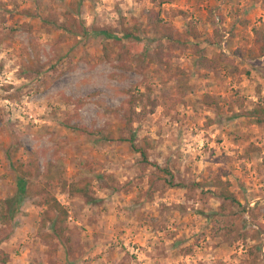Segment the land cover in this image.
Here are the masks:
<instances>
[{
    "label": "rangeland",
    "instance_id": "rangeland-1",
    "mask_svg": "<svg viewBox=\"0 0 264 264\" xmlns=\"http://www.w3.org/2000/svg\"><path fill=\"white\" fill-rule=\"evenodd\" d=\"M168 1L0 0V199L14 196L13 163L36 159L68 212L65 235L52 236L38 199L23 196L0 243L4 264H264V122L246 114L264 106L252 32L264 31V0ZM68 11L86 36L57 26ZM150 12L198 36L150 63L143 55L160 37ZM136 23L131 38L113 32ZM197 50L230 62L199 68ZM129 95L131 132L151 165L128 142L102 138L128 135ZM218 178L242 217L221 209ZM83 179L89 196L70 194L65 184Z\"/></svg>",
    "mask_w": 264,
    "mask_h": 264
},
{
    "label": "trees",
    "instance_id": "trees-1",
    "mask_svg": "<svg viewBox=\"0 0 264 264\" xmlns=\"http://www.w3.org/2000/svg\"><path fill=\"white\" fill-rule=\"evenodd\" d=\"M161 2L169 3L168 0H161ZM159 13L150 12V21H152L153 26H156L157 31L160 34L159 40L156 41L155 51L150 53H144L143 57L150 63H163L165 56V48L179 49L184 43L189 41V38H196L197 34H192L193 30L190 32H178L177 30L167 27V25H162L158 18ZM55 23L56 20H55ZM58 27L64 29L66 32L76 36L84 37L87 35L88 31L83 20L77 19L72 15L70 11L65 12L63 15V21L57 25ZM139 30V26L133 25L132 30L125 28H116L113 30L114 33H122L124 37L131 38ZM254 35L253 46L255 47L259 57H264V31L261 28L252 29ZM102 34L110 35V32L106 30H101ZM192 35V36H191ZM223 36L220 35V39ZM200 52V51H199ZM198 50V66L199 68H216L221 64L230 62L229 58L225 56L224 53H218L213 55L211 59L207 57H201ZM234 55L242 56L241 51H234ZM127 107H123L124 117L123 122L125 124V129L128 132L126 136H119L115 138L113 135L108 134L102 137L107 142H128L131 150L140 154L141 157V167L146 165H151L148 161L147 156V143L145 145H139L135 141V135L131 132V123L134 115V104L136 99L134 96L129 95L128 99L124 101ZM204 104L207 107L217 106L216 100L204 99ZM155 102L151 101L150 105L154 107ZM247 116L249 118H254L257 124H262L264 122V106L261 104H256L250 111H248ZM66 126L74 131H80L89 136H103L101 130H93L86 128H79L70 125L69 122ZM14 170L16 173V190L14 196L8 197L6 199H0V243L5 239H8L12 234V228L16 221V217L19 213V202L23 196L38 199V206L40 207V225L47 227L51 230V235L61 238L65 235L68 230L65 226L68 219L67 209L56 199V197L51 193V185L49 181H44V178L49 179L47 175L52 170L46 169L45 173H42L41 168L38 166V161L36 159H29L26 162H16L13 163ZM157 170L161 168L158 165H152ZM42 174H41V173ZM72 195L87 197L90 194L91 182L87 179L79 180L78 182H68L65 184ZM214 187L217 188L215 195L221 200V209L226 210L227 208L231 210L232 215H240L241 217L245 213V210L241 203L237 200L235 195L230 191V183L222 181L218 178L214 183ZM0 249V263L4 264L6 262V257Z\"/></svg>",
    "mask_w": 264,
    "mask_h": 264
}]
</instances>
